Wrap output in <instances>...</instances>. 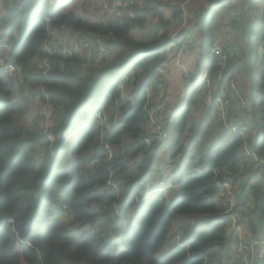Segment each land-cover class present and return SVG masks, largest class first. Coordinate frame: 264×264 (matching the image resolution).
Segmentation results:
<instances>
[{
    "label": "trees",
    "instance_id": "obj_1",
    "mask_svg": "<svg viewBox=\"0 0 264 264\" xmlns=\"http://www.w3.org/2000/svg\"><path fill=\"white\" fill-rule=\"evenodd\" d=\"M60 1L0 0V49L13 62L15 76L21 73L20 67L23 70L18 88L47 91L54 121L45 130L37 122L29 128L17 124L14 118L26 113V100L12 101L15 76L9 78L0 68V264H202L203 257L211 264H244L228 254L237 236L230 214L211 199L217 192L215 180H231L236 208L242 206L237 187L249 192L252 200V207L236 225L242 228L246 218L253 232L254 216L264 225V0H192L188 6L191 39L197 40V53L210 76L218 68L210 55L216 43V19L221 22L227 14L230 24L237 20L242 24L244 15L238 11L246 9L249 88L243 96L249 110L242 116L230 106L227 112L229 121L240 119L238 130L244 138L223 130L218 116L212 126L207 121L197 124L194 108L201 104L199 92L205 86H189L183 104L171 111L174 119L168 132L173 130V136L168 149V137L149 142L147 110L151 105H147L146 89L157 91V76L168 61L165 50L170 33L165 30L150 43H142L132 39L130 32L133 25L143 27L149 18L169 30L175 28L181 4L187 0L174 4L134 0L130 7L125 0H119L118 6L110 0L118 15L110 20L83 17L69 11L70 4L58 7ZM163 10L167 15H162ZM59 26L101 40L108 51L96 62L102 64L72 70L70 63L78 56L67 59L57 48L47 50L44 43ZM136 52L144 58L131 77L124 79L127 94L121 96V82H113L84 124L101 77ZM110 54L115 56L112 61L107 57ZM36 64L39 71H35ZM206 111L209 117L213 110ZM102 112L103 116L107 113L105 122L99 120ZM75 132L69 150L66 143ZM193 137L201 142L189 144ZM105 144L112 154L110 161ZM186 148L185 161H190V167L181 166L176 200L168 203L163 194L146 195L160 154L166 150L167 158L173 160ZM109 180L119 187L117 196L107 186ZM181 215L214 219L207 228H192L185 244L156 260ZM261 250L263 257L264 247Z\"/></svg>",
    "mask_w": 264,
    "mask_h": 264
},
{
    "label": "rangeland",
    "instance_id": "obj_2",
    "mask_svg": "<svg viewBox=\"0 0 264 264\" xmlns=\"http://www.w3.org/2000/svg\"><path fill=\"white\" fill-rule=\"evenodd\" d=\"M173 4L177 3V0H170ZM110 2L109 1L106 4V7L103 4V0H78L77 2H74L72 0H62L60 2L57 3L58 7H63L66 4H70L69 5V11L75 12L78 15H81L83 17H89V16H96L97 18H106V19H112V18H116L118 15L115 12L114 13V7L110 6ZM192 0H189L183 7L184 11H187L188 6L192 3ZM112 4L114 6H116V2L112 1ZM235 8L234 6H231V9L233 10ZM243 8L242 6H238ZM86 11V12H85ZM188 12V11H187ZM186 12V13H187ZM238 13L243 14L244 16H242V24L243 26L245 25V19L246 17V9L243 8V10L238 11ZM189 14V13H188ZM248 15V14H247ZM223 17H225V22L228 24V15L224 14L222 15ZM237 19V18H236ZM188 20V19H187ZM238 21V20H237ZM255 21V20H254ZM157 21L155 19L149 18L146 20V22L143 24L144 26L141 27V25H133L132 30L130 32V36L132 39H134L137 42H142V43H150L152 40H155L156 38H158L163 31H169V33L171 32V30H169V28L166 27H162L161 25H159ZM191 22L188 21V25ZM248 22V21H247ZM237 24L239 25V23L237 22ZM182 23H177L176 27L174 28L173 33L177 32L179 30V28H181ZM187 25V28H188ZM225 26H227L224 22L221 25V32H223V36L226 38L224 42H216V43H221V44H226L229 43V45L231 47L234 48V46H242L243 44V37L241 40V33H239V31H237V26L236 28L230 24H228L227 28H225ZM185 28V26L183 27ZM246 32H248V29L246 28ZM245 34V32L243 33V35ZM233 37L235 38V41H233ZM221 39V38H219ZM185 39H183L182 41H184ZM242 41V42H241ZM166 42V41H165ZM162 43H164V41H162ZM236 44V45H235ZM184 45V44H183ZM187 46V45H184ZM188 52L193 51L192 49H187ZM77 53H79V55L77 54V60L74 61L73 63H70L71 65V69L74 70L77 68H80L82 70H87V68L93 64L95 62V60L99 57L98 55L96 56H90L87 57L86 55H84V53L77 51ZM193 54V59H196L195 57L197 56V61L198 64L201 66V69L199 71V74L206 70L205 68V62H201V55L200 53H197L195 51L192 52ZM197 53V54H196ZM196 54V56H195ZM109 58L110 61L115 59V56H113L112 54L107 56ZM144 58L143 55H139L137 52L130 56L127 57L125 60L121 61L117 67H115L114 69H112L109 73H107L106 75L101 77V82L100 84L96 85L95 88L93 89V93H92V103L91 106L88 110L87 116L86 118L83 120V123L85 124L86 122H88L90 120V118L92 117L93 113L99 108L102 97L104 96L107 88L116 81H120L121 83L124 84V79L127 80L129 79V77H131L132 73L135 71V69L139 68L137 67L138 65L141 64L142 59ZM237 60L241 61V59H239L238 55H237ZM193 61V60H190ZM180 62V59H179ZM182 63L186 66L188 63V60L186 57H184L182 59ZM102 63H94L93 65H95V67H98V65H100ZM97 65V66H96ZM237 69V68H236ZM21 73H19L17 76L14 77L13 81V88L11 91V99L13 102H21L20 100H26V104L24 106V110L26 111V113H24L22 111V114H17L16 117L14 118L15 122L17 124H19L22 127H28L30 125H32L34 122H37V124L40 125L41 129L45 130L48 129L49 127H51L52 125H54V121L53 120V115H52V111H53V102L51 103L49 94L47 93V91L45 89H41V88H33L32 86H24L22 88H18V86L20 85V83L18 82L19 80H21V78L23 77V70L21 69ZM39 67L36 64V68L35 71H39ZM237 70H241V69H237ZM139 71V70H138ZM246 71H243V77L241 78L240 82L235 83L237 88L239 89L240 93L242 94V92L248 91L247 86L249 88V85L247 84V75H246ZM199 74L197 75V77L199 76ZM145 77V76H144ZM246 77V80H245ZM193 79H191L192 81ZM161 81V83L163 84V88L166 87L168 92H170V87L168 85V74H160V76H157V81L159 82ZM236 82V81H235ZM178 83H180V80L178 81ZM159 84V83H158ZM157 84V85H158ZM182 87V93L181 96L182 98L187 94L189 86L185 85V84H179ZM206 87L204 89H202L199 92V102L201 103L200 105L196 106L194 108V120L197 124H203V122L206 121L210 122V125H214L216 124L217 120L215 119V117L217 116L216 113L214 111H211L210 116H207V111H206V105L204 102L205 99V93H206ZM120 93L122 96L126 95V86L124 85L122 87V89H120ZM153 94L157 93L156 90H153L152 92ZM38 94H40L42 96V99L39 98ZM163 94H165V91L163 90ZM167 94V93H166ZM244 95V94H243ZM244 97V96H243ZM158 106H161V102H157L156 106L154 108H157ZM103 113L99 116V120L100 122H104L106 120V114L103 117ZM206 116L208 117V119L206 118ZM204 123V126H205ZM203 133V132H202ZM77 133H73L71 135L70 138H68L67 140V147L70 150V148L72 147V144L76 138ZM173 136V130H170L168 132V139L165 141V145L166 148L168 149V145L169 142L171 140ZM201 142L199 140V138L197 137H193L191 139H189V144L192 142ZM197 150H200V144H197ZM208 147V144L205 146ZM196 150V151H197ZM188 151L189 148H186L184 150V152L178 154L175 159L173 160H169L167 159V151H163L162 154H160L159 156V161H157L156 166L153 168L152 173L157 172L159 174L161 168L163 167L164 164L166 163H172L174 164L177 168L178 171L174 172V176L177 179V182L179 181V173L181 171V166L182 164H185L186 167H190V161L186 162L185 161V157L188 155ZM159 163L161 164L159 166ZM153 183L156 184L157 180H158V176L156 174H153ZM155 178V180H154ZM154 185V184H152ZM237 192H242L241 187H237ZM177 189H175L174 191L170 192V193H166V196H168L169 201L168 203H172L176 200L177 198ZM213 217L212 216H204L203 215H196V216H187V215H181V216H177V218L175 219V221L173 222V225L171 227V231L169 233V236L167 238V242L165 244V246L163 247V249L159 250L156 255H155V259L156 260H161L165 257H167L170 253H172V251L176 248V241H177V236L179 235L180 242L185 244L189 238H190V230L192 228L195 227H204L207 228L213 221ZM254 219V217H253ZM179 232V234H178ZM251 233V231H250ZM235 240H233V242H231L229 244V252L228 254L230 256H235L237 257V259L244 261V259L242 257H240V254L238 252V242H242L245 243L247 241H249L250 239H252V237H248V238H244V236L240 235L239 232L237 233V236L235 237ZM228 240V237H227ZM225 246V244L223 245ZM264 246H258L256 249L257 251V255H256V260L252 263L255 264L256 262L258 264H264V256H261V248ZM223 250H220L219 253H222Z\"/></svg>",
    "mask_w": 264,
    "mask_h": 264
},
{
    "label": "built area",
    "instance_id": "obj_3",
    "mask_svg": "<svg viewBox=\"0 0 264 264\" xmlns=\"http://www.w3.org/2000/svg\"><path fill=\"white\" fill-rule=\"evenodd\" d=\"M110 0H103V4L106 7V4ZM116 2V6L119 5V0H113ZM127 6H132L134 0H125ZM189 0L183 2L181 4V14H180V23H182L181 28L173 34H170L167 37L168 47L165 50V54L168 59L174 60L175 64L178 67H181L179 63V59L183 54V49L179 46L182 45L181 33L185 30L188 25V21L190 16L187 11H184L183 7ZM109 4V3H108ZM115 13V10H113ZM187 12V13H186ZM164 13V12H162ZM131 16V13H129ZM188 19V20H187ZM185 26V28H183ZM226 38L222 42L225 41ZM184 44L188 47H192V42L184 41ZM44 46L47 50L50 48H57L61 51L63 57L67 59L71 58L73 55H79L77 51L84 53L87 57L96 56L99 57L95 60L94 63L98 62L100 58H102L105 54L107 55L108 51L105 49L103 42L99 39L89 38L85 35H81L73 32L71 29L65 26H59L52 34L51 38L44 43ZM4 50L0 49V68L6 73L9 78H12L16 75L14 74V64L9 61L8 58L5 59L3 53ZM210 55L214 56L218 63V68L215 71L213 76H210V72L208 70H204L200 76H198L194 81H191L188 78V74L185 72L186 83L188 86H205V107L212 109L216 115L218 116V121L222 125L223 130L231 131L232 133H236L244 138V133L238 130V126H240V119L234 118L232 121L228 119V109L230 106H234V110H238L241 112L243 116L245 112L249 110V104L240 93L239 89L236 86L235 79L231 73V69L237 68L242 69L244 64L241 61L237 60V54L233 47L229 45V43L221 44L215 43L211 50ZM166 70V68H165ZM165 70H162L164 72ZM45 72V71H44ZM161 72V69H159ZM161 72V73H162ZM221 83L220 88H216V84ZM124 86L123 83L119 84L118 90L122 89ZM165 93H168L166 87L163 88ZM151 88L146 89L147 93V105H151L150 109H148L149 119L147 127L150 128L152 136L149 137V142H153V139L158 141H164L168 137V130L171 128L172 121L174 119V115L171 114V111L167 110L165 104L161 102V106L154 108L156 106V95L152 93ZM122 96V95H121ZM124 97V96H123ZM116 112V111H115ZM104 114V113H103ZM117 112L114 116L116 119ZM104 117V116H103ZM105 122V121H104ZM104 149L107 150L108 161H110L112 154L110 152V148L107 144L104 145ZM243 149L248 153L246 143H243ZM169 159V158H168ZM170 160V159H169ZM178 171V168L172 163H166L161 168L159 175L160 178L156 182V184H148L146 187V195L152 194H163L170 193L178 188L177 179L174 176V172ZM197 172L200 170L196 169ZM112 174L109 175L111 177ZM217 192L212 197V201H218L222 208L225 210L226 214H230L229 218L232 223V228L239 234L241 233V228L236 225L237 221H241L243 219L244 207L238 206L236 208V194L234 185L231 180L225 179L223 181H214ZM107 186L112 188V191L115 192L116 196L119 193V187L111 183L109 180ZM64 207V206H63ZM117 216V212L113 213ZM111 216L114 218L115 216ZM243 224V223H241ZM244 225V224H243ZM179 234V232H178ZM177 236L176 245H183L180 242L179 235ZM264 244V227L260 228L258 231V235L255 238L252 237L249 241L242 243L238 242V252L240 257L244 259V264H252L256 260L257 255V247ZM202 264H211L207 261L206 258H202Z\"/></svg>",
    "mask_w": 264,
    "mask_h": 264
},
{
    "label": "crops",
    "instance_id": "obj_4",
    "mask_svg": "<svg viewBox=\"0 0 264 264\" xmlns=\"http://www.w3.org/2000/svg\"><path fill=\"white\" fill-rule=\"evenodd\" d=\"M162 12H164V13H162ZM161 13L164 16L167 15V12L165 10L161 11ZM224 20L220 22V19H219V21H218V19H216L218 24L216 25V30H215V40H216L215 42H219V41L222 42L225 38L223 36L224 30L222 33H220L221 32V25L223 22L227 26L230 23H229V18H228V24ZM239 21L240 20L237 21L239 23V25L235 24V23L233 25L230 24V25L234 26L235 28L237 26V29H238L237 31H239V33H241V40L243 37L242 46L240 47V46H237L236 44H235L236 46H234L236 54L238 55L239 59H241L243 64H244V67L240 71L237 70L236 68H233L234 69L233 78L235 79L236 83L237 82L239 83L241 78L243 77L242 72L245 71V63H246V58L248 55V53H247L248 49L246 48V46H244L245 34L243 35L244 32L246 33V27H244L243 24H240ZM177 23L178 24L180 23V16H179V22H177ZM227 26H225V28H227ZM189 27H190V25H188V28L186 27L185 30L181 33V38H182V40L185 39L184 41L192 42V47L184 46L185 45L184 41H182V45H179L183 49V54L180 57V62H179L181 64V67H178L175 64L174 60L168 59V57H167L168 61L165 65L166 70L161 73V74H165V73L168 74V85L171 88L170 92H168L167 94L166 93L163 94V84L161 83V81H159L158 82L159 84L157 83L158 85L156 86L157 93L155 94L156 95L155 102L156 103L158 101L163 102L165 104L167 110H169V111H173V110L176 111L183 104V100L185 99V96L183 98L181 96L182 87L179 85V84L188 85V83H186V78H185L184 73L186 72L188 74V78L193 79L192 81H194L197 78V75L199 74V71L201 69V66L198 64V61H197V56H196L197 53L195 54L196 59L192 58L193 57L192 52L193 51L197 52L198 42L196 39L195 40L191 39V37L193 36V30H191ZM173 30H174V28L171 27L170 34L173 32ZM219 38H221V39H219ZM233 41H235L234 37H233ZM187 49H192L193 51L188 52ZM184 57H186L188 60V63L186 66L182 63V59ZM190 60H193V61H190ZM179 80H180V83H178ZM245 80H246V78H245ZM216 88H220L219 83L216 84ZM242 95H243V92H242ZM148 130H149V134H151L152 132H151L149 127H148ZM160 165L161 164L159 163V166ZM153 174H156L158 176V180H159L160 175L157 172L152 173V176H153ZM154 180H155V178H154ZM152 182H154V181H152ZM152 184H155V183H152ZM239 195H240L239 196L240 202H241L242 206L244 207V213H243V219H244L246 211L252 207V200H251V196H250L249 192H241V193L239 192ZM166 197H168V196H166ZM246 223H247V220L245 218V222L243 221L244 225L242 224L241 233H240V235L244 236V238L254 237V236L256 238L258 235L259 229L264 227L263 223L261 222V218L259 216H254V219H253V224H254L253 229L254 230H253V232L251 231L250 228L247 227ZM250 231H251V233H250Z\"/></svg>",
    "mask_w": 264,
    "mask_h": 264
},
{
    "label": "clouds",
    "instance_id": "obj_5",
    "mask_svg": "<svg viewBox=\"0 0 264 264\" xmlns=\"http://www.w3.org/2000/svg\"><path fill=\"white\" fill-rule=\"evenodd\" d=\"M167 159H168V158H167ZM260 246H261V245H260ZM263 247H264V246H263ZM263 247H262V248H263ZM262 248H261V249H262Z\"/></svg>",
    "mask_w": 264,
    "mask_h": 264
}]
</instances>
